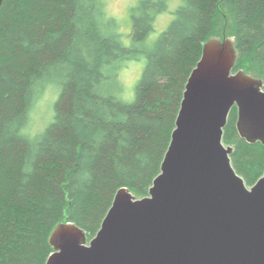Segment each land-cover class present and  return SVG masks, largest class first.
Returning <instances> with one entry per match:
<instances>
[{
  "label": "trees",
  "instance_id": "1",
  "mask_svg": "<svg viewBox=\"0 0 264 264\" xmlns=\"http://www.w3.org/2000/svg\"><path fill=\"white\" fill-rule=\"evenodd\" d=\"M170 1L179 2L175 17L147 42ZM223 12L233 24L232 73L254 75L264 90V0H139L130 9L128 46L104 0H3L0 264H45L56 225L71 222L91 239L118 189L148 194L187 79ZM141 57L147 62L134 98L123 101L120 75ZM48 87L58 94L54 113L31 138L32 114ZM236 118L233 107L222 141L252 186L264 172V146L241 138Z\"/></svg>",
  "mask_w": 264,
  "mask_h": 264
},
{
  "label": "water",
  "instance_id": "2",
  "mask_svg": "<svg viewBox=\"0 0 264 264\" xmlns=\"http://www.w3.org/2000/svg\"><path fill=\"white\" fill-rule=\"evenodd\" d=\"M236 57L228 41L203 44L148 194L118 189L90 240L56 225L45 264H264V172L247 186L222 141L236 107L239 136L264 146L262 81L232 73Z\"/></svg>",
  "mask_w": 264,
  "mask_h": 264
},
{
  "label": "rangeland",
  "instance_id": "3",
  "mask_svg": "<svg viewBox=\"0 0 264 264\" xmlns=\"http://www.w3.org/2000/svg\"><path fill=\"white\" fill-rule=\"evenodd\" d=\"M139 0H104L108 14L113 17L118 25L119 33L122 36L123 43L128 46L131 40V18L130 9L137 5ZM179 5L178 1H170L168 10L158 14L153 22V31L149 36L147 42L154 41L162 32H164L171 20L175 17L174 10ZM233 24L231 17L228 13L223 12L220 14L217 25L216 33L209 40H216L220 43L228 41L232 52L235 51L234 38H233ZM206 41V42H207ZM205 42V43H206ZM147 60L141 57L139 60H130L120 75L121 83L123 86L122 91L118 97L126 102H130L134 98L136 84L143 74ZM254 77L252 74H246ZM120 82V79H119ZM59 92V90H58ZM57 91L54 87H48L43 97L40 99L38 105L32 114V125L36 133L30 134L31 138L35 137L34 134H41L54 113L53 105L57 98ZM87 240H90L87 238Z\"/></svg>",
  "mask_w": 264,
  "mask_h": 264
}]
</instances>
